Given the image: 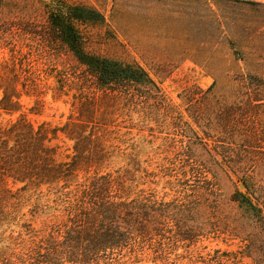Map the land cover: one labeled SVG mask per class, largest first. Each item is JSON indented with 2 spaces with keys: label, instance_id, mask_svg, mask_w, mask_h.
<instances>
[{
  "label": "rangeland",
  "instance_id": "rangeland-1",
  "mask_svg": "<svg viewBox=\"0 0 264 264\" xmlns=\"http://www.w3.org/2000/svg\"><path fill=\"white\" fill-rule=\"evenodd\" d=\"M42 1L0 0V62L20 53L29 70L20 83L36 85L1 127L21 114L35 127L77 116L75 86L58 88L81 68L39 37ZM55 2L96 11L99 24L81 28L89 52L139 65L161 93L136 96L118 117L109 137L115 158L100 171L117 177L130 169L126 179L149 213L143 249L122 262L264 264V0ZM19 22L39 35L22 33ZM55 144L69 161L74 143L60 135ZM13 250L0 241V264H30Z\"/></svg>",
  "mask_w": 264,
  "mask_h": 264
},
{
  "label": "trees",
  "instance_id": "trees-1",
  "mask_svg": "<svg viewBox=\"0 0 264 264\" xmlns=\"http://www.w3.org/2000/svg\"><path fill=\"white\" fill-rule=\"evenodd\" d=\"M55 1H42L44 35L33 25L18 26L26 35H39L49 48L61 47L80 65L78 73L60 77L58 88L64 92L67 81L75 86L77 116L61 127H35L21 114L0 126V241H11L14 253L30 264H127L122 261L137 258L143 249L149 213L135 193V181L126 179L130 169L117 177L100 171L115 158L109 137L118 133V117L129 112L136 96L149 98L154 91L159 99L161 93L139 65L89 52L81 28L99 24L96 11ZM24 60L17 53L0 62V118L21 112L23 94L36 87L28 80L20 83L29 72ZM60 135L74 143L69 161L60 159L55 144Z\"/></svg>",
  "mask_w": 264,
  "mask_h": 264
}]
</instances>
